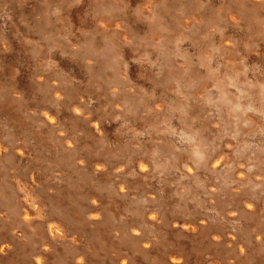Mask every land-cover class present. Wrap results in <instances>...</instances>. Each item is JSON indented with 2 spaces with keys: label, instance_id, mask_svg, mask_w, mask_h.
<instances>
[{
  "label": "rangeland",
  "instance_id": "374dc122",
  "mask_svg": "<svg viewBox=\"0 0 264 264\" xmlns=\"http://www.w3.org/2000/svg\"><path fill=\"white\" fill-rule=\"evenodd\" d=\"M0 264H264V0H0Z\"/></svg>",
  "mask_w": 264,
  "mask_h": 264
},
{
  "label": "bare ground",
  "instance_id": "6f19581e",
  "mask_svg": "<svg viewBox=\"0 0 264 264\" xmlns=\"http://www.w3.org/2000/svg\"><path fill=\"white\" fill-rule=\"evenodd\" d=\"M4 46V45H3ZM78 112V111H77ZM53 122V121H52ZM4 149V148H3ZM20 152V151H19ZM218 164H220V161H215V165H218ZM140 165V164H139ZM121 169V168H120ZM36 207V206H35ZM25 212V211H24ZM37 215V214H36ZM49 229L51 230V232L52 233H54V234H56L58 231V227L57 226H55V225H51L50 227H49ZM240 247V246H239ZM4 246H2L1 247V251H4ZM7 248V247H6ZM91 254V253H90ZM176 258L175 257H173L172 258V262L174 263L176 260H175ZM38 261H40V258L38 259ZM177 262H178V260H177Z\"/></svg>",
  "mask_w": 264,
  "mask_h": 264
}]
</instances>
